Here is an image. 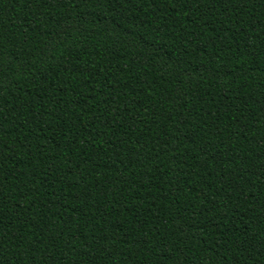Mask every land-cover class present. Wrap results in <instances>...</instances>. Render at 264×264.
I'll return each instance as SVG.
<instances>
[{"label":"trees","instance_id":"trees-1","mask_svg":"<svg viewBox=\"0 0 264 264\" xmlns=\"http://www.w3.org/2000/svg\"><path fill=\"white\" fill-rule=\"evenodd\" d=\"M0 264H264V0H0Z\"/></svg>","mask_w":264,"mask_h":264}]
</instances>
